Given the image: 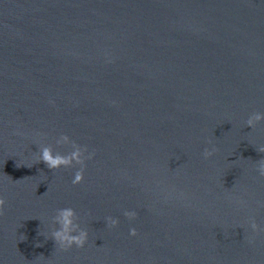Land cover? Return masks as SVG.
<instances>
[{
	"label": "water",
	"instance_id": "water-1",
	"mask_svg": "<svg viewBox=\"0 0 264 264\" xmlns=\"http://www.w3.org/2000/svg\"><path fill=\"white\" fill-rule=\"evenodd\" d=\"M254 112L264 0H0V264H264ZM62 134L95 153L80 184L36 163ZM65 207L83 248L52 239Z\"/></svg>",
	"mask_w": 264,
	"mask_h": 264
},
{
	"label": "clouds",
	"instance_id": "clouds-1",
	"mask_svg": "<svg viewBox=\"0 0 264 264\" xmlns=\"http://www.w3.org/2000/svg\"><path fill=\"white\" fill-rule=\"evenodd\" d=\"M260 121H264V112H254L249 116L246 124L254 128ZM56 143H70L74 150L68 154H62L59 152H54V149L51 145L41 146L39 149V154L36 158V163L43 161L46 166L52 170L58 169L60 167H72L74 165H80L81 167L76 171L72 183H82L84 181L85 169L87 167L86 161L91 159L95 153H89L86 155V153H88L87 146H81L80 144L73 141L67 134H62ZM218 151L219 149L216 147L205 148L203 155L207 159L212 157ZM258 151L264 153V146H261ZM16 166L20 167L22 165L17 164ZM32 166L33 165H28V167ZM257 171L259 172L260 176L264 177V158H261L257 161ZM5 205V198L0 196V216L5 214ZM124 215L131 220L136 218L138 213L135 211H125ZM106 219L107 226L109 228H116L120 223L119 218L108 216ZM54 220L59 225V227L52 232V239L55 241V244L59 249L67 251L71 249L73 245L78 248H83L85 246L89 238V232L86 228H82L78 223V215L74 208L65 207L57 209ZM249 223L251 229L257 234L264 232V229L261 228L260 224L257 223L254 217L250 218ZM130 234L132 236L137 235V229L135 227L131 228ZM249 243H255V239H250Z\"/></svg>",
	"mask_w": 264,
	"mask_h": 264
}]
</instances>
